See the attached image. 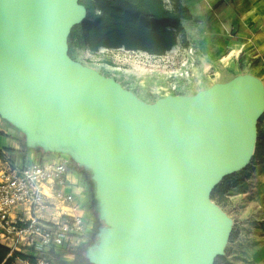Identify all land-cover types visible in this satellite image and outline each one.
<instances>
[{
    "label": "water",
    "instance_id": "water-1",
    "mask_svg": "<svg viewBox=\"0 0 264 264\" xmlns=\"http://www.w3.org/2000/svg\"><path fill=\"white\" fill-rule=\"evenodd\" d=\"M85 15L79 0H0V116L28 147L92 173L108 225L92 264H214L232 220L211 193L254 154L263 82L238 75L147 103L70 57Z\"/></svg>",
    "mask_w": 264,
    "mask_h": 264
},
{
    "label": "rangeland",
    "instance_id": "rangeland-1",
    "mask_svg": "<svg viewBox=\"0 0 264 264\" xmlns=\"http://www.w3.org/2000/svg\"><path fill=\"white\" fill-rule=\"evenodd\" d=\"M199 15L198 17L196 16L195 20L205 18L208 23H211L215 19L214 7L212 9L209 8L208 12H202ZM195 20L187 22L189 26H187L188 28L186 27L187 46L185 47L184 42L179 41V44L172 50L161 56L150 55L143 51H128L124 48L113 50L102 48L97 54H92L82 40L76 39L77 35L83 34L80 23L71 29L68 36V54L72 59L96 69L102 75L114 78L123 87L132 91L147 103H153L167 95H193L199 90L206 89L215 83L227 82L238 75H253L261 79L264 85L263 69L253 71L252 65H243L242 63L241 66H225L221 63L209 66L211 65L209 63L208 67L204 56L196 55L192 49L190 51L192 44L197 41L199 34H201L198 33V29L194 26ZM205 28L204 26L201 30H205ZM200 37H202V34ZM263 116L264 113L258 120L257 129L258 127L260 128ZM46 156L49 157L50 155L47 154ZM9 164L11 165V163ZM263 165L264 159L261 163L255 165L251 176L243 184L214 201L232 220V230L224 246V253L215 258L217 264H250V257L256 248V239H258L256 237L261 233L252 228L258 221L254 215L243 217L239 215L241 208L254 210L256 207L254 195H252V199L241 205L233 201L230 195L235 191L241 192V190H251L254 194L256 192L254 179ZM2 168L4 167L0 163V169ZM94 200L98 211L99 200L96 197ZM89 216L93 221L96 219L95 223L98 224L94 236L90 237L92 241L90 248H93L100 244L102 229L108 225L104 220L94 216L92 212ZM25 252L37 256L36 253L31 251ZM251 260L253 261V259Z\"/></svg>",
    "mask_w": 264,
    "mask_h": 264
},
{
    "label": "trees",
    "instance_id": "trees-1",
    "mask_svg": "<svg viewBox=\"0 0 264 264\" xmlns=\"http://www.w3.org/2000/svg\"><path fill=\"white\" fill-rule=\"evenodd\" d=\"M86 8V15L81 21L83 34L77 35L92 54L100 49H120L128 51H143L150 55L161 56L172 50L179 41L187 46V29L185 22L192 21L191 8L182 0H79ZM21 149H5L7 155L0 149V159L14 164L22 159L25 163L29 147L26 141L19 140ZM264 159V135L258 127L257 141L254 154L249 165L238 172L223 177L211 193L213 201L230 193L234 188L243 184L252 174L255 165ZM69 168L75 172L78 180L86 187L87 198L84 207L99 219L96 210L95 184L90 170L70 158ZM244 175H243V174ZM96 226V227H95ZM98 224L90 233L94 236ZM92 241L72 250H48L44 255L55 264H92L87 257V251ZM38 254L33 248H28ZM66 254H70L69 257ZM17 259L35 264L36 256L22 251H12L0 242V264H14ZM214 264H217L215 261Z\"/></svg>",
    "mask_w": 264,
    "mask_h": 264
},
{
    "label": "built area",
    "instance_id": "built-area-1",
    "mask_svg": "<svg viewBox=\"0 0 264 264\" xmlns=\"http://www.w3.org/2000/svg\"><path fill=\"white\" fill-rule=\"evenodd\" d=\"M69 161L57 154L0 169V242L12 251L35 249V264H55L45 257L48 250L86 244L94 228L85 201L72 190L80 181Z\"/></svg>",
    "mask_w": 264,
    "mask_h": 264
},
{
    "label": "crops",
    "instance_id": "crops-1",
    "mask_svg": "<svg viewBox=\"0 0 264 264\" xmlns=\"http://www.w3.org/2000/svg\"><path fill=\"white\" fill-rule=\"evenodd\" d=\"M182 1L191 8L193 20L196 19V16H200L199 14L202 12H208L209 8L212 9L214 7L215 19L211 23H208L205 18L195 20L194 26L198 29V33L202 34V37L199 34L197 41L192 44L194 49L190 48V50H194L196 55L205 57L206 63H208L206 66L209 63L211 64L209 66L219 63L225 66H241L242 63L243 65H252L253 71L264 70V0ZM187 22L185 23L186 27L188 26ZM204 26L206 27L205 30H201ZM216 59L217 61H215ZM260 130L264 135V116L261 120ZM21 138L26 141L25 133L0 116V149L6 155L5 149L7 148L20 150L19 140ZM47 154L53 157L62 153L46 150L40 146L29 147V151L26 152L25 163L22 162V159H18L11 165L21 166L47 157ZM0 163H2L3 167H7L10 162L0 159ZM254 183H256V192L254 194L251 190H241V192L235 191L232 193L230 198L241 205L252 199V195H254L256 204L254 210L241 208L239 216L254 215L256 220H258L252 228L261 234L256 237L258 238L256 239V248L250 257L253 261L250 259L249 263L264 264V165L260 168ZM72 190L78 194L82 202L86 201L87 190L81 182L74 186ZM25 251L23 250L22 252ZM14 264L30 263L17 259Z\"/></svg>",
    "mask_w": 264,
    "mask_h": 264
},
{
    "label": "flooded vegetation",
    "instance_id": "flooded-vegetation-1",
    "mask_svg": "<svg viewBox=\"0 0 264 264\" xmlns=\"http://www.w3.org/2000/svg\"><path fill=\"white\" fill-rule=\"evenodd\" d=\"M91 213V212H90ZM95 221H96V219H94V224H95Z\"/></svg>",
    "mask_w": 264,
    "mask_h": 264
}]
</instances>
